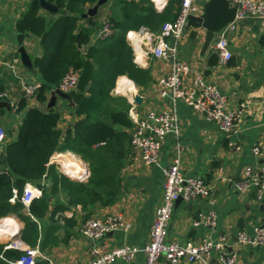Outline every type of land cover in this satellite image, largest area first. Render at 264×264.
<instances>
[{
	"label": "crops",
	"instance_id": "crops-1",
	"mask_svg": "<svg viewBox=\"0 0 264 264\" xmlns=\"http://www.w3.org/2000/svg\"><path fill=\"white\" fill-rule=\"evenodd\" d=\"M29 1L0 0V87L3 89L0 93V103L6 102L10 108L0 106V126L5 132L4 145L15 137L20 114L23 113H15L16 104L23 96V83H42L38 71L33 67L26 68L21 63L18 53V49L23 47L31 63L32 57L38 53L36 39L28 35L20 43L15 29V22L25 12ZM112 1L108 0L97 10L96 27L90 39L91 45L100 40L98 33L102 21L108 20L112 7H115ZM150 1L154 8L161 12L168 0H162L164 3L159 5L154 0ZM208 1L197 0L202 8ZM91 6L87 5L86 9ZM81 19L79 23L83 25L87 19ZM130 33L134 35L130 37ZM152 34L144 27L137 31H128L126 34V40L132 50L133 63L148 70L151 81L145 87H137L126 76H118L111 91L112 96L124 97L130 105L129 110L136 113H143L149 109H170L169 105L159 98L155 85L156 80L167 72L168 64L149 52L150 46L155 43ZM191 34L195 35L193 39ZM227 39L231 58L224 63L217 55L218 62L210 67L208 59L214 53L213 43L202 52L204 30L189 28L179 46L178 58L201 72L226 96L228 108L235 110L238 116L236 133L227 138L217 125L178 103L176 111L180 136L178 139L171 134L165 137L158 166L144 165L138 155L131 152V157L121 172V197L112 206L98 208L90 216L93 218L106 214H120L130 224L128 232H110L101 239L108 249L121 245L143 247L147 242L155 208L161 200L162 169L173 162L175 146L179 142L181 173L187 177H201L211 188V197L209 200L180 199L175 202L166 226L165 240L178 243L197 242L207 235L214 238L224 235L227 237V252L236 256V264H264V246L253 248L236 244L238 232L251 234L255 225H264V211L260 210L262 203L257 200L255 192L251 189L239 191L235 186L244 180L245 169L257 170L264 161V20L246 19L239 22L236 30L230 33ZM85 49L86 47L83 48ZM15 61L20 79L16 78L12 70L5 65L13 64ZM119 78L131 82L135 91H119L117 87ZM3 94L4 97L1 96ZM135 95L141 99L139 104L133 102ZM49 96L50 92L47 94V101ZM42 106L35 97L27 99L26 108ZM54 107L62 114L60 128L65 129L77 120L74 106L69 101L58 97ZM8 130H11L10 136L6 135ZM230 142L238 149L229 147ZM254 147L261 151L258 159L252 154ZM58 154L61 153H55L52 158ZM80 161L82 162L81 159ZM52 162L50 160V163ZM68 170L70 172V169ZM70 174L73 175L72 172ZM73 176L76 179V176ZM209 211L215 213L214 227L194 225L200 214L205 215ZM6 217L13 218L18 225L6 226L3 229L0 226V244L4 247L11 241H20V231L23 228V223L15 216ZM62 217L72 218L75 223L57 232L55 244L44 249L37 246L50 264H85L90 258L91 242L82 237L79 231L86 221L83 220L80 207L58 214L56 219L60 221V225ZM21 244L23 247L27 246L22 242ZM46 261L42 260L40 263ZM129 264H145L144 255L137 254Z\"/></svg>",
	"mask_w": 264,
	"mask_h": 264
},
{
	"label": "trees",
	"instance_id": "trees-1",
	"mask_svg": "<svg viewBox=\"0 0 264 264\" xmlns=\"http://www.w3.org/2000/svg\"><path fill=\"white\" fill-rule=\"evenodd\" d=\"M45 1L57 12L41 8L39 0H30L15 22L20 43L27 35L36 39L38 53L32 57V67L42 83L34 97L43 106L26 108L27 98L19 99L15 113H23L16 135L6 142L0 155V219L15 216L23 223L20 241L42 249L56 243L60 229L75 223L62 217L60 225L58 214L79 206L85 221L96 209L112 206L121 197V172L131 157L133 124L127 100L112 96L111 91L118 76H126L137 87L151 81L149 71L133 63L126 34L142 27L158 33L163 23L175 19L180 5V0H168L158 12L150 0H113L115 7L107 20L112 33L91 45L96 16L89 18L92 24L79 22L86 6L97 0ZM217 62V55L211 54L208 66ZM69 71L77 73L75 89L69 92L77 120L62 129L61 112L45 104L47 94ZM2 90L0 87V93ZM6 135L10 136L11 130ZM63 152H71L87 164L85 181L71 179L67 171L59 172L50 163L55 153ZM26 183L38 188L41 196L25 211L19 201L11 203L9 198L12 189L20 196ZM22 254L0 244V264H12Z\"/></svg>",
	"mask_w": 264,
	"mask_h": 264
},
{
	"label": "built area",
	"instance_id": "built-area-1",
	"mask_svg": "<svg viewBox=\"0 0 264 264\" xmlns=\"http://www.w3.org/2000/svg\"><path fill=\"white\" fill-rule=\"evenodd\" d=\"M227 1L229 7L235 9L234 19L216 34L212 44L214 53L224 63L231 58L227 37L236 30L239 22L246 19L264 20V0ZM201 14L202 7L197 0H180L175 19L163 23L159 32L152 34L155 43L150 46L149 52L168 64L167 72L156 80L155 85L159 98L165 101L170 109H149L143 113H136L132 110L128 112V117L133 124L130 130V148L146 166H158L161 146L167 135L171 134L177 139L179 138L180 126L176 111L178 103H182L196 115L217 125L227 138L236 133L238 116L235 110L228 108L226 96L201 72L178 58L179 46L187 31L188 17H197ZM111 33L112 29L108 21H102L98 33L100 39L108 37ZM5 65L12 70L16 78L20 79L16 61L13 64ZM76 83L77 73L69 71L58 87L54 89L69 94L75 89ZM40 86V83H23V96L27 99L34 97ZM1 96L4 97L5 95ZM4 143L5 132L0 126V155ZM229 147L238 149L232 142L229 143ZM260 152L258 147L252 149V154L257 159L260 158ZM180 154L181 145L178 142L175 146L173 162L162 169L161 200L155 208L145 245L143 247L121 245L108 249L101 239L110 232H128L130 224L120 214L96 216L83 222L79 230L81 236L91 242L90 258L85 264H129L139 253L144 255L145 264H161L162 262L167 264L237 263L236 256L227 252V237L224 235L216 238L207 235L197 242L178 243L165 240L166 226L178 199L184 201L209 200L211 197V188L201 177H187L181 173L179 167ZM243 175L244 180L235 185L236 189L239 191L251 189L255 192L257 200L262 203L264 201V161L261 162L257 170L245 169ZM86 179L87 173H83L80 178L74 180L83 182ZM40 196L41 192L38 188L26 183L20 196H18L16 189H12L9 202L19 201L27 209L31 202ZM215 219V213L209 211L205 215L200 214L194 225L214 227ZM236 244L253 248L264 246V225H255L251 234L238 232ZM4 248L23 252L20 258L12 264H50L42 256L38 246L23 247L20 241H11ZM42 260L47 261L40 263Z\"/></svg>",
	"mask_w": 264,
	"mask_h": 264
},
{
	"label": "water",
	"instance_id": "water-1",
	"mask_svg": "<svg viewBox=\"0 0 264 264\" xmlns=\"http://www.w3.org/2000/svg\"><path fill=\"white\" fill-rule=\"evenodd\" d=\"M107 1L108 0H97L94 5L86 9L85 13L81 15V18L87 19V22L89 24H92L89 18L95 16L97 14L98 8L104 5ZM39 3L41 8L52 13L57 12V8L51 4H48L45 0H39ZM234 14L235 9L229 7L227 0H209L206 4H204L202 8V14L200 16L188 17L187 29L196 28L204 30V41L201 47L202 52H205L210 44L214 42L216 34L234 19ZM18 53L20 55L21 63L26 68H32V63L28 55L25 53L23 47H20L18 49ZM58 97L67 101H69L70 99L68 93H63L58 89H54L50 91V96L47 101L46 107L51 108L55 106V102ZM133 102L135 104H139L141 102L140 97L138 95H135ZM0 106H4L5 108L10 109L9 104L6 102H1ZM86 172L88 175L89 171L87 170V168ZM179 200L180 199H178L176 202H178ZM263 203L264 201H262V204ZM262 204L260 205V210L264 211V206Z\"/></svg>",
	"mask_w": 264,
	"mask_h": 264
},
{
	"label": "bare ground",
	"instance_id": "bare-ground-1",
	"mask_svg": "<svg viewBox=\"0 0 264 264\" xmlns=\"http://www.w3.org/2000/svg\"><path fill=\"white\" fill-rule=\"evenodd\" d=\"M154 1L157 3V5H159L160 3H164V1H162V0H154ZM133 35H134L133 33H130V37H132ZM117 87H118L119 91H124V90L131 91V92L135 91V88H134L133 84L131 82H129L128 80H126L125 78H119V80L117 82ZM129 99H130V97H129ZM54 159L55 160H53V162L60 163L65 168L70 169V171L77 178H80L83 173H85V174L87 173L86 172V166L84 165V163L81 162L80 159L77 156L73 155L72 153H63V154L61 153V154L55 155ZM70 176L72 178H75L71 174H70ZM16 225H18V224L11 217H6L2 221H0L1 229L5 228L6 226L7 227H12V226H16Z\"/></svg>",
	"mask_w": 264,
	"mask_h": 264
},
{
	"label": "rangeland",
	"instance_id": "rangeland-1",
	"mask_svg": "<svg viewBox=\"0 0 264 264\" xmlns=\"http://www.w3.org/2000/svg\"><path fill=\"white\" fill-rule=\"evenodd\" d=\"M79 158V157H78ZM50 160L51 161H53V160H55L54 158H50ZM83 162V161H82ZM52 163H54L56 166H57V169L59 170V172H61L62 170H65V171H67L68 173H69V175H70V172H69V170H68V168H65L62 164H58V163H56V162H52ZM84 163V162H83ZM84 165L86 166V168H87V170H88V167H87V164L86 163H84ZM74 175V174H73ZM69 178H71V177H69ZM77 178V177H76ZM71 179H73V178H71ZM74 180V179H73Z\"/></svg>",
	"mask_w": 264,
	"mask_h": 264
}]
</instances>
